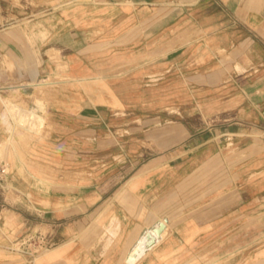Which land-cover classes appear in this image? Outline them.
<instances>
[{"label":"rangeland","instance_id":"1","mask_svg":"<svg viewBox=\"0 0 264 264\" xmlns=\"http://www.w3.org/2000/svg\"><path fill=\"white\" fill-rule=\"evenodd\" d=\"M103 2L100 7L102 22L109 31L104 33L102 40L100 33H94L92 46L85 51L90 53L88 57L102 54L95 67H109L118 62L115 68L118 67L122 74L118 79H124V82L127 59H133V51L136 52L135 67L140 68L137 74L143 71L141 65L145 57V72L151 75L149 85L144 87L145 96H142V80H135L139 98L145 100L144 110L128 113L120 106L118 120L104 127L98 137L95 153L88 149L87 153L81 154L83 157L79 161H65L58 173L41 169L43 175L35 176L37 180L39 178L38 185L47 194L54 195L73 192L77 189L74 185L89 184L94 171L101 173L103 185H107L104 208L96 218L93 214L86 222H80L75 216L61 218L48 214L40 202L42 198L29 194L25 198L27 203L13 204L14 199L19 198L9 178L22 166L28 169L43 167L24 158L30 155L33 141L48 135L43 125L27 124L28 120L39 119L35 111L20 115L16 124L25 125L30 130L10 127L12 136L0 142V162L9 172L5 188H0V205H4L0 217V264H245L246 243L254 242L255 245L264 240V236L258 241L246 239V232L253 235L256 228L255 223L245 225L248 216H259V224L264 217L262 208L249 215L245 209L247 200L256 194L254 189L260 178L255 174L246 175L245 163L259 150L257 141L263 129L243 125L241 118L254 119L252 111L238 117V113L230 116L221 110L224 91L227 93L229 88L227 80L224 87V80L219 76L208 81L206 74H199L198 79L176 74L178 55L174 41L180 37V30L187 26L174 28L175 22H172L166 33L162 31L163 36L167 34L166 48L151 47L148 53H144L141 47L129 49L125 45L127 41L122 40L126 17H113L116 12L112 7L115 6H111L109 0ZM164 3V7L173 9L177 3L184 2L167 0ZM84 6L89 7V4ZM119 7L126 13L129 4L120 3ZM19 20L27 26L24 35L33 41L28 16L24 14ZM116 20L119 27L111 28ZM183 35L184 39H191L189 33ZM207 53L206 47L198 49L200 63L206 61V55L212 56ZM192 54L188 53L186 58ZM227 57L219 51L218 60L207 68L225 74ZM185 66L182 64L177 68ZM160 69L168 70L162 80L158 79ZM52 82V79L41 81L36 87L41 91V87ZM68 82L70 87L82 88L88 93L94 89L99 93L110 90L104 79L70 78ZM191 83L196 86L193 97L187 93L189 90H185ZM212 83L216 87L207 90L208 84ZM4 103L8 104V101H0L1 105ZM114 104L120 105L115 98ZM190 134L198 143L195 150L198 169L188 176L164 175L161 172L164 169L178 167L187 161L184 160L186 156L180 160H169L164 156L189 152L191 145L186 140ZM184 169L190 170V164ZM132 177L134 180L126 187V180ZM87 190L89 193L90 188ZM167 219L170 228L162 244L154 248L162 240L165 230L162 238L150 248L152 250L139 251L137 244L146 230ZM175 231L177 236L173 235ZM69 236L71 239H67ZM148 251L150 254L146 256Z\"/></svg>","mask_w":264,"mask_h":264},{"label":"crops","instance_id":"2","mask_svg":"<svg viewBox=\"0 0 264 264\" xmlns=\"http://www.w3.org/2000/svg\"><path fill=\"white\" fill-rule=\"evenodd\" d=\"M103 1L0 0V101H8V104H0V142L7 141L12 136L10 127L30 130L25 125L23 127L16 124L20 115L29 111H35L39 119L27 121V124L38 127L43 125L48 132L46 137L31 143L30 155L24 158L36 161L43 167L28 169L22 166L9 178L15 193L19 194V199L13 201L16 206L27 203L25 198L28 194L37 196L42 198L40 202L46 208L44 212L61 218L75 216L80 222H86L93 214L96 218L104 208V191L107 185H103V176L97 171H94L89 184L85 182L74 185V189H77L68 194H47L38 185L39 178L37 180L35 177H41L43 169L49 173H58L65 161H79L83 157L81 154L87 153L88 149L95 153L98 137L102 135L104 127L118 120L120 106L126 108L128 113L142 108L144 110L145 100H140L135 80H142L143 89L149 85L151 75L145 72L146 58L142 59V73L137 74L140 68L135 67L136 52L133 51V59H127L124 82V79H118L122 75L118 67L115 68L118 62L109 67H95V62L102 59V54L88 57L90 53L85 51L92 46L94 33H100L102 40L104 33L109 31L102 22L103 10L100 7L104 4ZM165 1L167 0H109V4L115 6L112 7L116 12L113 17H126L122 40L127 41L125 45L129 49L141 47L144 53H148L151 47L166 48L167 34L163 36L162 31L166 33L167 26L172 22H175L174 28L182 29L187 26L180 30V37L174 41L178 55L175 62L176 74L191 79H198L199 74H206L208 81L219 76V79L224 80V87L226 80L229 84L228 92L224 91L223 94L221 110L230 116L238 113V117L245 115L247 111L254 113L253 120L241 118L244 126L263 129L257 141L259 150L254 153V158L246 159L245 163L246 175L255 174L260 177L254 189L256 194L254 198L247 200L245 209L247 215L259 212L261 208L264 209V0H180L184 3H177L173 9L164 7ZM85 3L89 7H85ZM120 3L129 4L126 13L120 9ZM24 14L29 18L28 27L33 31V41H29L24 35L27 26L19 20ZM185 20V25L182 26ZM113 27H119L118 20L116 23L112 22L111 28ZM184 32L190 34V40L188 37L183 38ZM202 47H206L207 54L212 56L206 55V61L200 63L197 52ZM219 51L228 56L229 61L225 62L228 70L225 74L214 68L212 71L207 68L218 60ZM188 53L192 54L189 59L186 58ZM182 64L186 66L177 68ZM167 73L168 70L160 69L158 79L162 80ZM70 78L104 79L110 90L99 93L94 89L88 93L82 88L70 87ZM49 79L54 82L41 87L39 91L36 86ZM190 85L185 90H189L187 93L193 97L196 86L193 83ZM215 87L213 83L208 84L207 90ZM146 93L144 89L142 96ZM114 98L120 105L114 104ZM188 138L186 142L191 145L189 152H176L174 157H170V154L164 156L169 160H180L186 156L184 160L187 161L178 167L164 169L161 171L164 175L188 176L198 169L199 163L195 157L198 143L193 134ZM188 164L190 170L187 171L184 168ZM133 180V177L128 178L125 186L129 187ZM3 206L0 205V217L4 211ZM258 219L259 216L246 217L245 225L255 223L256 228L253 235L246 232V239L262 240L264 217L260 224ZM165 221L166 230L155 249L162 244L170 228L169 220ZM177 234L175 231L173 235ZM74 238L76 237L73 236ZM259 242L255 245L254 242L246 243L243 255L245 264H264V240ZM149 251L145 253L146 256L150 254Z\"/></svg>","mask_w":264,"mask_h":264},{"label":"bare ground","instance_id":"3","mask_svg":"<svg viewBox=\"0 0 264 264\" xmlns=\"http://www.w3.org/2000/svg\"><path fill=\"white\" fill-rule=\"evenodd\" d=\"M35 84V83H34ZM33 84V85H34ZM14 87V86H13ZM30 113V112H29ZM36 113V112H35ZM29 116V115H28ZM36 117V116H35ZM31 118V117H30ZM29 119V117H28ZM29 121V120H28ZM22 125V124H21ZM24 127V126H23ZM165 222V223H164ZM159 222L156 226L146 230L142 240L137 244L139 251H146L151 250L152 246L157 243V241L162 236L164 230H166V221ZM169 222V221H168ZM160 223H163L162 226H160ZM162 238V237H161ZM134 253V252H133ZM132 256V255H131ZM132 257H135L132 256ZM130 264V263H128ZM132 264V263H131Z\"/></svg>","mask_w":264,"mask_h":264},{"label":"built area","instance_id":"4","mask_svg":"<svg viewBox=\"0 0 264 264\" xmlns=\"http://www.w3.org/2000/svg\"><path fill=\"white\" fill-rule=\"evenodd\" d=\"M9 176L8 169L3 162H0V188H4Z\"/></svg>","mask_w":264,"mask_h":264},{"label":"water","instance_id":"5","mask_svg":"<svg viewBox=\"0 0 264 264\" xmlns=\"http://www.w3.org/2000/svg\"><path fill=\"white\" fill-rule=\"evenodd\" d=\"M163 223H160V226H162Z\"/></svg>","mask_w":264,"mask_h":264}]
</instances>
